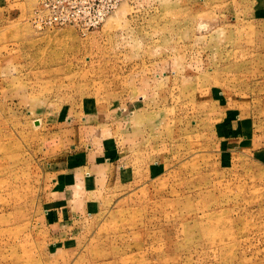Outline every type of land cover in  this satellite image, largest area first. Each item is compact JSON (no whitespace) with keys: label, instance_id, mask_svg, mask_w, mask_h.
Instances as JSON below:
<instances>
[{"label":"rangeland","instance_id":"1","mask_svg":"<svg viewBox=\"0 0 264 264\" xmlns=\"http://www.w3.org/2000/svg\"><path fill=\"white\" fill-rule=\"evenodd\" d=\"M77 1L0 0V264H264V0Z\"/></svg>","mask_w":264,"mask_h":264},{"label":"built area","instance_id":"2","mask_svg":"<svg viewBox=\"0 0 264 264\" xmlns=\"http://www.w3.org/2000/svg\"><path fill=\"white\" fill-rule=\"evenodd\" d=\"M66 4L55 7V9L51 10L54 14L49 15V22H53L54 24H65L76 21V13L77 8V0H63ZM54 15V16H52ZM52 16V17H51Z\"/></svg>","mask_w":264,"mask_h":264}]
</instances>
